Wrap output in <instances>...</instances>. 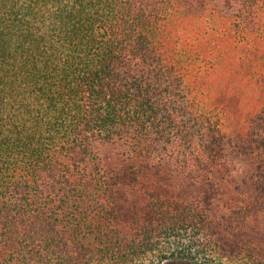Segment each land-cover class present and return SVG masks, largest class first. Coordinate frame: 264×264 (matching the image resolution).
I'll return each mask as SVG.
<instances>
[{
  "label": "trees",
  "instance_id": "16d2710c",
  "mask_svg": "<svg viewBox=\"0 0 264 264\" xmlns=\"http://www.w3.org/2000/svg\"><path fill=\"white\" fill-rule=\"evenodd\" d=\"M0 264H264V0H0Z\"/></svg>",
  "mask_w": 264,
  "mask_h": 264
}]
</instances>
